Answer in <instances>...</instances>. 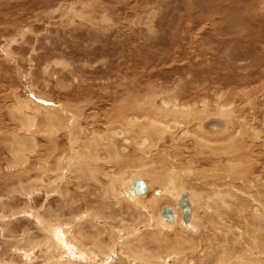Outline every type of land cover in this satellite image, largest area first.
<instances>
[{
    "label": "rangeland",
    "instance_id": "obj_1",
    "mask_svg": "<svg viewBox=\"0 0 264 264\" xmlns=\"http://www.w3.org/2000/svg\"><path fill=\"white\" fill-rule=\"evenodd\" d=\"M249 1L0 0V264H30L25 261L23 255L19 254L25 252L23 249L25 248L24 237L30 236L29 239L34 240L35 243L44 239L43 234L35 225L36 218L34 216L37 212L40 217L44 218H48L51 214V217L57 214L61 217L62 222L68 223L67 225L70 226L76 218H79L78 215H83L86 210L96 206L100 208L104 206L103 210L109 208L108 214L119 215L114 212L116 206L113 197L109 195V197L111 196L109 199L108 194L104 193L103 189H106L104 184L108 183L110 178L105 180L102 173L128 168L130 173L133 169L131 166L139 164L141 156L145 157L146 161L151 160L154 166L161 171L170 170V160L177 156L178 174L182 175L184 173H180L181 169L188 167L185 157L189 156L194 160L197 170L203 169L204 172H209L213 168H218L221 170L220 174L227 175L229 168L226 164L227 156L223 157L224 160L221 161L216 158V153L211 152L210 142L201 140L204 133L195 129V122L191 121V118L188 120L178 119L180 124L175 125V117L162 118L154 111L150 114L147 107L144 109L140 105V107L138 106L145 99L148 102L149 96L155 94L158 95L157 105H161L160 99L164 97L165 93H179V90L178 96L181 95L179 102H182L180 104H187L188 101L193 104L195 99L200 101L204 97L211 98L214 103L216 93L221 92L223 96L227 95L229 100L234 102L236 119L238 120V116L241 119L238 120L241 124L236 121V126L238 125L236 129H245L243 127L245 122L251 124L253 122L251 131H243L246 140L240 141V134H237L236 130L234 134L236 136L235 144H239L235 145V151L239 152L238 157L247 155V159L251 160L250 162L247 160V165L235 160L237 163L234 165L235 167L239 166L242 170L249 172L244 182H238L240 183L238 186L242 187L244 192L252 190V194L255 195L257 192L260 195L263 192L262 196H264V155H262L264 154V128L262 129L264 127L262 124L264 121V92H260L258 96L256 94L257 88L264 85V72H262L264 71V38H262V36L264 37V0ZM239 7L242 11L247 10L246 17L237 13ZM237 14L242 19V23L236 17ZM248 16L250 18H247ZM261 25H263V29H261ZM243 27H246L247 30ZM260 29L261 32H259ZM238 35L244 36L241 37L242 40ZM253 92L256 97H252ZM130 94L134 97H130ZM194 96L195 98H193ZM138 98L141 102L137 101ZM29 100H31L29 104L32 110L29 111L28 108L19 106L20 112H18V103L23 101L22 104L25 105V102ZM43 103H51L50 105L61 103L63 106L66 103L68 107L70 106L68 109L66 105V110L77 108L76 113H82L81 127H90L89 133L95 128L98 130L97 133H108L110 138L115 137L117 146H126L124 151L121 150L120 159L116 158V163L115 161L109 162L107 160L109 154L101 152L102 155L106 153L103 155L106 159L98 162L97 165L94 164L95 169L97 168L94 171L101 170L100 172L98 171L94 175L89 173L86 174L87 176L83 175L79 178L78 174L71 173L69 174L71 176H68L70 178L68 185L57 181L58 191L62 193V196L52 195L56 189L54 182L59 175V160L61 159L63 162L62 159L67 158L70 153L68 148L71 146V136L70 133L66 135L62 129H59L61 131H58L57 135H52V138L46 137V134L40 131L44 126L47 127L45 119L51 116L48 115V117L43 110L37 111L35 106ZM128 104L138 107L141 111L133 112V114L129 112L130 115L126 109ZM196 104H199V107L204 103ZM122 107L124 109L120 111ZM22 108L24 109L21 111ZM157 111L160 112V110ZM27 112L36 118L34 128L25 125L24 114ZM123 112L130 115L131 120L136 115L150 114L148 118L153 117L155 120L160 118V122L165 124L172 121L174 123L169 128L157 123V130L153 129V132L147 134L149 139L145 138L146 141L141 148L136 145V135L134 136L133 132L130 133L132 138L123 130H120L117 136H114L115 132L111 133L113 131L110 130L111 124L117 127L115 121H117L118 113ZM254 114L259 120L256 121ZM110 115L113 117L112 119H110ZM211 119L213 120V118ZM147 121L151 122L149 119L141 117L135 122L134 129L147 124ZM182 124H184L183 127ZM254 127L262 132L263 141L256 143L253 139L252 130ZM184 128L190 129L189 133L182 132ZM210 130L212 129L206 128L207 132ZM206 131L205 133H207ZM32 133L37 134L35 154L32 152L34 146L28 143L29 138H27L30 134L34 135ZM135 133L137 134L136 131ZM125 137H128V142ZM171 137L179 139L173 141ZM248 138H252L253 142ZM94 144L90 143L89 147L93 149ZM18 147L20 148L18 149ZM119 147L116 149L118 150ZM250 147L255 150L252 151ZM111 149L108 151H112ZM240 150L243 154L240 153ZM147 151H151L148 156L142 155V152ZM18 152H21L19 154L21 158L17 155ZM86 153L87 151H84V154ZM50 155L52 158L50 157V160L45 163L48 172L40 171L38 167L41 160L38 158L47 159ZM25 156H29L30 159L26 163H24ZM117 161L119 162L117 163ZM110 163L111 165H109ZM42 164L44 163L42 162ZM44 166L42 167L44 168ZM86 169H88V163ZM45 173L46 175H44ZM54 176L56 178H53ZM254 176L256 177L254 178ZM193 177L199 181L195 174ZM144 180L148 183V180ZM186 180L188 185L196 181V179ZM52 181L53 183H50ZM41 183L42 185H40ZM216 183L210 190L216 188ZM259 183L263 185L261 186ZM248 184H253L252 188L247 186ZM63 185H66V188ZM198 186L209 188L208 185L200 183ZM247 187L251 190H247ZM244 192L240 195L245 197ZM187 194L191 197L190 193ZM251 203L253 206L255 205V203ZM262 205L264 209V203ZM122 207L124 215L116 218L115 221L110 220L112 225L119 226L125 223L126 226H129V224L132 225L140 221L137 218V216L139 217L138 213L136 214L133 208L127 210L126 204H122ZM248 209L251 212V208H246V211ZM249 211L247 212L250 213ZM201 213L204 214V211ZM252 213V215L256 214L254 211ZM235 214H237V208ZM235 214L231 216V219L237 221L235 226L241 227L240 223L243 221L240 220L239 223V218L235 217L239 214ZM29 216L32 218L31 221L28 219ZM225 217L226 214L225 216L221 215L222 219ZM211 218L213 220L215 218L214 221L220 220V217H217L218 219ZM233 223L234 221L228 222L229 225L234 226ZM241 228L244 229V227ZM237 233L236 230L235 235ZM207 234L208 232H204L202 238H206ZM198 236L200 237V235ZM245 238L247 239V237ZM262 240L264 242V238ZM45 244L39 248V252L34 251L32 255V259L35 258L33 263L36 261L34 264L43 263L44 256H48ZM13 245L15 246L13 247ZM7 255L8 257H6Z\"/></svg>",
    "mask_w": 264,
    "mask_h": 264
},
{
    "label": "bare ground",
    "instance_id": "obj_2",
    "mask_svg": "<svg viewBox=\"0 0 264 264\" xmlns=\"http://www.w3.org/2000/svg\"><path fill=\"white\" fill-rule=\"evenodd\" d=\"M250 9H252V8H250ZM73 12H74V9H73ZM255 12L257 13V11H255ZM237 13L243 14V16H245V17L247 16V10L246 9L244 11H242V9L240 8L237 11ZM86 14H88V13H86ZM243 16H241V17H243ZM236 17L240 21L242 20V19H240L238 14L236 15ZM71 18H72V15H71ZM247 18H250V16H248ZM254 19H255V17H254ZM258 19H259V16H258ZM246 20H248V19H246ZM235 22H236V19H235ZM263 22H264V20H263ZM241 23H242V21H241ZM241 23H240V25H241ZM237 24H239V23L237 22ZM251 25H253V23ZM261 26H262L261 29H263V25H261ZM256 27H257V25H256ZM240 28H241V26H240ZM257 28H259V27H257ZM243 29H246V27L245 28L243 27ZM261 29L259 30V32H261ZM259 32L257 33L258 35H259ZM251 33H253V32L251 31ZM246 35H247V33H246ZM238 36H240L239 39H241L242 36L241 35H238ZM254 37H255V35H254ZM259 37H260V35H259ZM262 38H264V37L262 36ZM251 39H252V37H251ZM257 39H259V38H257ZM241 40H239V41H241ZM248 40H249V37H248ZM260 42H262V41H260ZM253 46H254V44H253ZM262 72H264V71H262ZM262 91L264 92V85L261 86L260 88H257V93H256L257 96ZM179 93H180V90H179ZM179 93L178 92H174L172 94L165 93L164 97H162V99H160V97H159L161 105H157V103H156V99L158 96L156 94L154 96H149L148 102L145 101L146 99L142 102L140 101V98H138L139 100H137V101L141 102L138 104V106L140 105L144 109L148 108L150 114H152V112L154 111L155 113H157V115H159L162 118H166V117L168 118L169 116H173V117H175L174 118L175 123L172 121V122H169L168 124L167 123L165 124L162 121L160 122V118H157L159 120H155V119H153V117H151L152 119L148 118L150 114L138 116L135 113H136V111L140 112L141 109L139 111L138 107H135L134 105L130 106L128 104L129 106L126 108L128 110L127 113L130 112L131 114H133V112H135L134 115H136V116L133 115L134 118L131 120V116H130L131 114L130 113H129L130 115H127V113H124V112L118 113L117 121H115V124L117 125V127H114L113 126L114 124H111L110 130H113L111 133L113 134L115 132L114 136H117L120 133V130H123L125 133H127L131 137L130 133L133 132L134 136L136 135V138H135L136 145L143 148V144L146 141L145 138L147 137V134H150L151 131L153 132V129L157 130L156 129L157 123L163 124L167 128H169L172 125V123H174L175 125L180 124V122H178V119L188 120L191 118L192 119L191 121L195 122L194 123L195 129L197 128L198 130H200L201 132L204 133L201 137V140H205V141L210 142L209 146L212 149L211 152L216 153L215 154L216 158H218L221 161V160H224V159H222L223 157L227 156L228 159H227L226 164H228V167H229L227 169L228 170L227 175L220 174L221 170L218 168H213L209 172H204L203 169L197 170L196 166H194V160L189 156L185 157V159H187L186 163H187L188 167L186 169L182 168L181 172H180V173H184V174L183 175L178 174L179 168H178V165H176V162H177L176 160H178V157L176 155H175L176 157H172L171 160L169 159L170 160V167H169L170 170H168V171H166V170L161 171L159 168L154 166V164H153V162H151V160L146 161V160H144L145 157L143 158L142 156L139 159V161H140L139 164H135L134 166H131V167H133V169L130 171V173H129V168L123 169L121 171H112V172H110V170H109V172H107L105 170L106 172L102 173L105 180L107 178H110V179H109L108 183L104 184V187L106 185L107 191H106V189H103V190H105L104 191L105 194H108V197H109V195H111L113 197L114 202H115V206H116L114 212L119 213V215H116V214L114 215V213L108 214L107 211H109V208H107L106 210H103L104 206L102 208L96 206L94 208L88 209V211L86 210L83 213V215H78L79 218H76L74 220L73 224L70 226V225H67L68 223L66 224L65 222H62L60 220L61 217L57 214H55L53 217L59 218V219H54L53 217H51L52 214L49 215L48 218L40 217L39 212H37L34 216V218H36L35 219L36 220L35 225H36L37 229L43 234L44 239L39 238L40 241H37L35 243V242H33L34 240L29 239V238H31L30 236L24 237L25 248H23V249L25 250V252L20 253L19 255L20 256L23 255L25 261L29 262L30 264H34L36 262V261H34V263H33V260L35 258L32 259V257H33L32 255H33L34 251L35 250L38 251L39 248H42L43 245L46 243L44 247H46L48 250L47 251L48 256H46V257L44 256L45 259H44L43 263H40V264H264V242L262 240V238H264V209L262 207L263 206L262 204L264 203V196H262L263 192L261 193V195L259 194V192H257L256 195L252 194L253 191L251 190V188H252L251 186H253V184L247 185V186L251 187L250 189H248V187H247V190H251L252 192L251 191L250 192L249 191L244 192L243 191L244 189L242 187L238 186V184L240 185V183H238V182H240V181L244 182L245 177L248 176L249 172L247 170H245V171L242 170L239 166H237V167L234 166L235 164H237L235 160H237V161H239L245 165H247L248 162L251 161V160L247 159V155L238 157L239 152L235 151V145L236 144H235L234 138L236 136L234 134H235V130H236L237 134H240V141L242 139H245V135H244L245 132L243 133V131H246V132L248 130L251 131V127H253L252 126L253 122H252V124L245 122L244 126H243V127H245V129H243V128L240 130L236 129L238 126V125L236 126V121H238L240 118L238 116V120L236 119L237 113L235 110L234 102L232 100H229L227 95L223 96L221 92L216 93V96L214 95V99H215L214 103H212L211 98L207 99L204 97L200 101L195 99L193 104L188 103L189 101L187 102V104H185V103L180 104L182 102H179V100H180L179 98L181 96V95L178 96ZM130 97H132L131 94H130ZM133 97H134V95H133ZM252 97H256L254 92H253ZM193 98H195V96ZM25 100H27V99H25ZM31 100H32V98H31ZM31 100L26 101L25 105L22 104L23 101L18 103L17 110H18V107L20 106V107H24V108L26 107V108H28L29 111H31L32 109L30 108V104H29V102ZM132 101H134V100L132 99ZM132 101H130V103H132ZM135 102H136V100H135ZM199 102L204 103L203 106L198 107L199 104H196V103H199ZM208 103H209V105L207 106ZM50 104H48V103L44 104L43 103L39 106H37V105L35 106L37 111L40 112L41 110H43L47 116L51 115L50 118L45 119L47 121L46 122L47 127L44 126V128H42L43 130H40V131L43 134H46V137H51L54 134L57 135L58 131H61L59 129H62L66 133V135L68 133H70V136H71L70 137V139H71L70 145L71 146H70V148H68V149H70V151H69L70 153H68L69 155H67V158L65 157L64 159H62L63 162L61 161V159L59 160V175L57 176V180L55 179L56 182H54V188L56 187L57 190L55 189V191L52 194V195H56V196L57 195L62 196V193H60V191H58V182L61 184L67 183V185H68V183L70 181L69 177L71 176L69 174H71V173L72 174H74V173L78 174V178H79L80 176H83V175H86L89 173H91V175H94L96 172H98V171L100 172L101 170L94 171V170H97V168L95 169L94 164L97 165L98 162H102L103 159H106V157L105 158L103 157V155L106 153H104L102 155L101 152H107L109 154V156L107 157V160L109 162H114L116 158L120 159L121 150L124 151V149H126V146H123V147L120 145H119L120 147L117 146V143H116L117 141H116V139H114L115 137H113V139L110 138V136L107 135L108 133L107 134L106 133L105 134L97 133L98 130L96 128L92 132L89 133L90 127H88V128H86V126L81 127V125H82L81 124L82 113L77 114L76 113L77 108L75 110L74 109L73 110L72 109L66 110V107H65L67 105L66 103L64 106L61 105V103L59 105H57V104L56 105H54V104L50 105ZM246 104H247V102L245 103V106H246ZM67 107H68V105H67ZM69 107H68V109H69ZM256 107H258V106H256ZM263 107H264V105H263ZM24 108H22L21 111ZM118 108H119V106H118ZM123 109L124 108L122 107V109L120 111H122ZM257 109H259V108H257ZM17 110H16V112H17ZM19 110H18V112H20ZM157 110H160V112ZM161 110H163V111H161ZM124 111H126V110H124ZM146 111H145V113H147ZM24 113H25V111H24ZM29 113L27 112L26 114H24L25 125L30 126V128H34L35 123H36V118L34 115L30 116ZM114 114H115V111H114ZM52 115H54V116H52ZM156 116H154V117L156 118ZM253 116L256 118V121L259 120L255 114ZM110 117H111V115H110ZM141 117L149 119V121H151V122L148 123V121H147L146 122L147 124L142 125V126L139 125L140 126L139 128L134 129L135 122L138 119H141ZM241 117H242V115H241ZM112 118L113 117H111L110 119H112ZM211 118H213V120ZM102 120H104V119H102ZM209 120H212V121H209ZM238 122L240 123V121H238ZM262 122H263L262 124L264 125V121H262ZM183 125L184 124H182L181 126L183 127ZM93 126H95V125H93ZM92 127H91V130H92ZM185 127H187V126H185ZM259 127H260V125H259ZM206 128L207 129L211 128L212 130L207 132ZM263 128L264 127H262V129ZM188 130H190V129L184 128V130L182 129V132H185V131L188 132ZM135 131L137 132V134L135 133ZM205 131L207 133H205ZM252 133H253V135H252ZM252 133L250 135L253 136V139L256 141V143H257V141L258 142L261 140L263 141V138L261 135L262 132H259L258 130H256L255 127L253 128ZM32 134H34V133H32ZM36 135L30 134L29 136H27V138H29L28 143H31L34 146V148L32 147L33 148L32 152L34 154L36 151L35 149H37ZM124 136H125V134H124ZM82 137H84V138H82ZM27 138H25V140H27ZM249 138H248V140L251 141L252 138L251 139H249ZM127 139H128V137H125V140H127ZM147 139H149V138L147 137ZM178 139H177V137L172 138L173 141L178 140ZM92 142L95 143L94 144L95 147L93 149H91L89 147V144ZM127 142H128V140H127ZM251 142H253V141H251ZM202 143H204V142H202ZM211 143H213V144H211ZM118 144H119V142H118ZM124 144H122V145H124ZM198 144H199V142H198ZM238 145H236V146H238ZM249 145H250V143H249ZM157 146H158V144H157ZM118 147H119V149L117 150L116 148H118ZM242 147H241V149H243ZM19 148L20 147H18V149ZM110 149L112 151H108ZM149 149H150V147H149ZM250 149H251V147H250ZM254 150H252V151H254ZM84 151H87V153L84 154ZM14 152H15V150H14ZM149 152H151V151H147L144 153L142 152V155L145 154L148 156ZM20 153L21 152H18L17 155L20 156L19 155ZM240 153H242L241 150H240ZM50 154H52V153L50 152ZM194 154H196V153H194ZM246 154H248V153H246ZM12 155H15V154H12ZM262 155H264V154H262ZM50 157H51V155L49 156V158L47 157V159L38 158L39 160H41V162H39V163L42 164V162H43L44 164H42V165L40 164L39 167L38 166H36V167H38V169H40V171L43 170L44 172H48L45 163H47L50 160ZM208 157H209V155H208ZM20 158H21V156H20ZM28 160H30L29 156H27V157L25 156V162L24 163L28 162ZM39 160H37V161H39ZM247 160H248V162H247ZM152 161H153V159H152ZM254 161H256V160L254 159ZM118 162L119 161H117V163ZM218 162H217V164H218ZM87 163H88V169H86ZM115 163H116V161H115ZM16 164H18V163H16ZM99 164H101V163H99ZM43 165H45L44 166L45 170L42 167ZM109 165H111V163ZM211 165H213V164H211ZM221 165H223V164H221ZM113 167H114V165H113ZM242 167H243V165H242ZM56 172H54V173H56ZM253 172H255V171H253ZM51 174H52V172H51ZM109 174H111V175H109ZM193 174H195L199 178V181H197V178L193 177ZM44 175H46V173ZM72 177H73V175H72ZM255 177L256 176H254V178ZM53 178H56V176H54ZM95 178H97V177H95ZM143 178L148 180V183ZM74 179H75V175H74ZM138 179H142L147 186V190L143 194L137 193L135 191V189L133 188L134 183ZM186 179H188L189 181L196 179V181H193L194 183L191 182V185H188V184H186V181H187ZM249 179H250V177H249ZM78 182L80 183V181H78ZM96 182H98V181H96ZM197 182H198V184L199 183L204 184L205 186L208 185L209 188H203L202 187L203 185L200 187V186H198ZM50 183H53V181ZM214 183H216V185H215L216 188L210 190L211 187H214L213 186ZM250 183H251V181H250ZM259 184L261 186L263 185L262 183H259ZM40 185H42V183ZM261 186H260V188H261ZM263 187H264V185H263ZM45 188H46V186H45ZM29 189H31V188H29ZM157 189H158V192H156ZM197 191H199V192H197ZM242 192H244L243 194L245 195V197L240 195ZM187 193H190L191 197H189V195ZM110 197H109V199H110ZM91 202H92V200H91ZM109 202L112 203V201H110V200H109ZM251 202L255 203V205L253 206ZM122 204H126L127 210L133 208V210L136 212V214L138 213L140 218L138 216H137V218L140 221H138L132 225L129 224V226H126L125 223H122L119 226L118 225L115 226L114 224L112 225L110 223V220L115 221V220H117L116 218H119L120 216L124 215V212H123L124 208L122 207ZM260 206L262 207V209L260 208ZM195 207H196V209H195ZM166 208L170 209V211H169L170 215L165 214L164 209H166ZM236 208H237V214H239V216L237 214H235ZM246 208H251V212L248 209L247 211L250 212V213H248L246 211ZM202 211H204V214L201 213ZM253 211H254V214L256 213L255 215H252ZM166 212H168V211H166ZM222 214L224 216L226 214V217L224 219L221 218ZM234 214L238 216V217L235 216L236 218H239L238 222L240 220L243 221L242 223H240V222L239 223H240V225H242L241 227H244V229H242L240 226H238V227L235 226V225H237V221L231 219V216H234ZM31 217H32V215H31ZM31 217L29 216V218H28L29 221L32 220ZM211 217H216V218L220 217V220H217L218 219L217 218L216 220L219 221V222H217V221H214L215 218L213 220ZM235 217H233V218L236 219ZM66 219H67V217H66ZM231 221H234L233 225L235 227L228 224V222L231 223ZM2 225H4V224L2 223ZM3 228H5V227H3ZM236 230L238 231V233L236 234V235L239 234L238 236L235 235ZM204 232L205 233L208 232L206 238H204V237L202 238V236L204 235ZM22 235H24V234H22ZM198 235H200V237ZM245 237H247V239ZM45 241H47V242H45ZM206 244H207V246H206ZM15 245H13V247ZM17 248H19V247H17ZM17 253H15V254H17ZM42 254H43V251H42ZM42 254H39V255H42ZM46 255H47V253H46ZM6 257H8V255ZM38 258H36V260ZM25 261H22V262H25ZM7 264H9V263H7ZM24 264H26V263H24Z\"/></svg>",
    "mask_w": 264,
    "mask_h": 264
},
{
    "label": "water",
    "instance_id": "obj_3",
    "mask_svg": "<svg viewBox=\"0 0 264 264\" xmlns=\"http://www.w3.org/2000/svg\"><path fill=\"white\" fill-rule=\"evenodd\" d=\"M133 188L135 189V191H136L137 193H140V194L145 193L146 190H147V186H146V184L144 183V181H143L142 179H138V180L134 183ZM187 208H188V207H187ZM166 211H168V212H166ZM169 211H170L169 208L164 209V212H165V214H167V215H170V214H169Z\"/></svg>",
    "mask_w": 264,
    "mask_h": 264
}]
</instances>
